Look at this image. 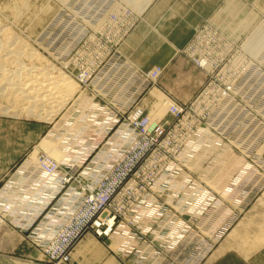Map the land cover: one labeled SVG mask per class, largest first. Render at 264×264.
I'll return each mask as SVG.
<instances>
[{
  "label": "rangeland",
  "instance_id": "374dc122",
  "mask_svg": "<svg viewBox=\"0 0 264 264\" xmlns=\"http://www.w3.org/2000/svg\"><path fill=\"white\" fill-rule=\"evenodd\" d=\"M126 1L128 2V0H70L63 4L58 0H29L27 2L30 7L26 5L27 3L24 7L21 0H0V42L4 41L3 39L6 40L5 32L12 33L11 35L17 43L16 48H20L24 52V55L20 57V61L24 62V65H29V68L35 65L37 69L53 68V75H58L64 69L65 71L62 72L73 79L77 85L75 97L69 99L66 106L64 105L57 112L59 115L57 114L52 120L46 121L23 113L17 102L9 98V90L8 94L0 96V167L3 173L0 181V193L3 190H10L9 193L12 191L14 179L19 176L17 172L25 162L35 163V158L39 159L38 163L33 165L35 168L42 167V163L39 162L43 160L51 163L50 153L39 147L41 142L49 136L50 139H54H52L53 143L56 144L64 135L76 134L71 137L72 141L77 144L74 145L76 148L70 149L71 152L65 159L67 162L61 163L63 166L60 165L62 168H59L60 174L63 175L61 177H65L63 171L66 166H71L74 173L83 172L93 156L103 148L102 145H99L107 143L115 135L120 126L116 125L118 114H124L139 107L138 109L145 110L146 114L150 116L152 105L162 95L177 104L192 108L193 113L202 105L199 109L204 108L205 112L201 116V122L207 126L204 146L197 151H188V163H190L188 164V196H178L180 202H177V205L178 203L183 205L182 210L155 214L156 222L161 223L163 227L160 229L166 231L161 237L165 244L158 242L156 245L163 250L161 251L163 254L168 255L169 260L173 257V250L169 249L167 245L176 246L180 233L188 238L184 236V240L179 243L181 246L174 256L175 261L174 259L165 261L164 257L161 255L158 257L154 252L152 257L157 256L158 262L153 260L151 264H160V262H162L161 264H193V258L183 256V254L188 249V242H194L197 237H200L199 240L204 239L207 243L213 242L208 253L199 260V264H209L219 254L227 252L235 253L246 264L247 262L256 264L260 258H264V43L259 46L260 50L256 52L257 55L255 52L251 54L248 51H250L249 48L254 39L261 37V42H264V0H144L147 6L143 0H139L140 2L137 4L141 2L143 4L139 10L137 7L135 10L133 9L135 8L134 0L129 5L124 4ZM34 12L37 13L33 15ZM56 13L57 16L49 23ZM15 14L21 17L18 18ZM41 17L43 18L40 19ZM234 19L235 21H230ZM231 22L232 24H230ZM167 46L178 51L176 56L166 65H161L158 59L151 63L156 51ZM13 48L12 50H14ZM120 50L124 56H120ZM30 51L38 55L34 58L36 60L25 56V52L30 53ZM120 57L134 59L139 67L146 68L144 70L157 68L155 74L160 77H157L155 87L150 88L151 84L147 83V88L150 89L146 90L140 98L129 101H124L123 97H119V94H123L120 84L115 87V84L111 85L113 78L109 76L104 78L103 87L107 89L111 97L101 94V98L106 101L96 100L98 97L91 94L88 99H93L91 100L93 104L98 102L111 109L114 115L112 124L114 129L106 141L102 142L103 138H98L96 145H93L88 155L78 157L76 150L83 149V145L79 146V142H85L86 139L78 136L79 132L75 124L77 121L71 119L75 118L73 109L80 93L82 81L90 76L97 78L96 75L99 71L110 69L111 63L115 64L121 61ZM40 58L43 61L40 62ZM67 64L70 67L73 65L72 67L79 72L89 67L90 70L89 73L82 75V79L77 75L78 73L71 71ZM149 64H152L153 68L147 66ZM6 65L0 63V66L7 70L6 74L2 73L3 77L8 75L9 71H16V67H13L16 64L10 63L9 65L8 62L10 67ZM134 65L137 69L142 70L136 64ZM117 69L119 70L118 78L121 79L120 71L124 67L122 65L120 69ZM112 71L117 72L114 69ZM35 72L37 76L32 75L35 76L32 78L38 80L36 77L39 76V72L37 70ZM23 76V79L25 77L27 79L26 75ZM92 78L89 81L91 83L95 82ZM40 79L41 75L38 81ZM2 82L1 79L0 84ZM211 93L212 100L209 101L207 98L209 106H206L207 102L204 98ZM221 95L223 96L220 97L222 100L219 103L217 100L215 102L214 97ZM151 96L154 97V100L147 98ZM123 102H126L127 106ZM223 102L228 107L219 109L218 106ZM14 106H18V108ZM1 110L10 111L4 113L5 111ZM19 110L20 113L22 112L21 114ZM38 112L37 110L36 113ZM43 112L42 114H45ZM165 116L168 117L167 112L163 118H166ZM230 122L231 125L228 126L227 124ZM200 125L201 123H188L190 138L197 139V128ZM65 126L69 127L65 129ZM72 126H75L76 129L74 130L75 127ZM86 138L88 139V137ZM98 147L100 149L93 153ZM161 148L163 150L160 149L157 153L166 155L168 150L164 147ZM164 167L165 170L169 169V163H164ZM138 168L139 166L134 169V172ZM240 186H242L243 192L238 196H233L234 190ZM62 190L65 189L62 188ZM62 190L53 198L51 205L49 204V207L43 211H38L35 208L37 206L29 204L28 201L24 204L25 206L17 208V210L22 208V211L15 210V213L11 215L8 212H3L2 209L14 196L8 195L5 199L0 200V230L9 225L12 230L23 235L27 246L34 253L26 264H132L131 261L118 256L114 252V244L111 241H105L108 240L105 237H98L92 228L88 229L89 233L72 251V260L69 263H61V261L50 263V257L45 254L44 244H41V239L38 240L36 232L46 223L50 208L53 209L67 193ZM27 204L29 206H26ZM224 207L229 209L228 214L232 218H225L227 225L215 230L213 228L219 222V218L215 217V214ZM122 213L125 215L122 216L124 221L131 220L138 223L134 220L137 212L122 211ZM179 214H182L184 219H180ZM157 227L156 224V229ZM146 228L142 229L146 230ZM151 229H154V226ZM259 237L261 238L259 239ZM88 240L90 243L92 242V251L83 248L82 244Z\"/></svg>",
  "mask_w": 264,
  "mask_h": 264
},
{
  "label": "bare ground",
  "instance_id": "6f19581e",
  "mask_svg": "<svg viewBox=\"0 0 264 264\" xmlns=\"http://www.w3.org/2000/svg\"><path fill=\"white\" fill-rule=\"evenodd\" d=\"M21 1L23 4L22 6H24V7H26L25 6L26 3H27L26 5L29 4L27 2L29 0H27V1L21 0ZM58 1L64 4L67 1L69 2L70 0H58ZM134 1H135L133 3V6H135V8H133L134 10L136 9V7L138 8V10L140 9V7L141 8L143 7L142 2L140 4H137L140 1L139 0H134ZM132 2H133V0H128V2L126 1V3L124 2V4L129 5ZM143 3L145 4V1ZM122 4H123V2L121 3V5ZM118 6H120V5H118ZM229 6H231V5H229ZM23 8H22V10H23ZM41 8H43V7L41 6ZM144 9H146V8H144ZM114 11H116V10H114ZM140 11H139V13H140ZM37 12H34L33 15H35V13H37ZM57 13L49 21V23L57 16ZM110 13H111V10H110ZM121 14H123V13H121ZM15 15H17L18 18L23 16L20 13H19V15H21V16H19L18 14H15ZM36 17H39V16H36ZM42 18L43 17H41L40 19H42ZM107 18H106V20H107ZM32 20H33V18H32ZM36 20H35V22H36ZM243 20L245 21V19H243ZM37 21H39V19ZM230 21H235V19L230 20ZM244 21H243V24H244ZM248 21H249V18H248ZM240 22L242 23V21H240ZM230 24H232V22ZM223 26H224V24H223ZM238 29H239V27H238ZM238 33H240V32H238ZM5 34L6 35H4V36L6 37V40L3 39L4 41L0 42V63L2 62V64H7V65H8V62H9V65H10V63L16 64V66L15 65L13 66V67H16V71H9L7 73L8 75H5V77H3L4 75H2V73L6 74L7 70L4 69L3 66L2 67L0 66V73H1L0 74V81H1V79L3 80V82H2L3 84L2 83L0 84V89H1L0 90V96L8 94V90H9V95H8L9 98L12 101L17 102V105L20 107L19 109L21 111H23V113H25L26 115H29V116H35L37 119H40V120L43 119L44 121L52 120L53 117L58 114L57 112H59L62 109V107L67 103V101L69 99H72L74 94L77 92L76 83L73 81V79H71L69 76H67L65 73L62 72L64 69L61 71L59 70L60 72L58 73V75H53L52 74L53 68L47 69V68L43 67L42 69H40V68L37 69L35 67V65H33L34 67H31V68L28 67L29 65L28 66L24 65V62L22 63V61H20V59H21L20 57H21V55H24V52L20 48H16L17 43H16V40H14V37H12V35H11L12 33L10 34L9 32H5ZM233 34H234V32H233ZM254 35H256V34H254ZM4 36H2V37L4 38ZM260 38H256L252 41V43H251L252 45L250 46V48H249L250 51H248V53L250 52L251 54H254V52L256 53L257 51L260 50L259 46L261 45V43H264V42H261ZM247 42H248V40H247ZM247 42H246V44H247ZM19 45H21V44H19ZM18 47H20V46H18ZM12 48L14 50H12ZM21 48L23 49V47H21ZM261 48H262V46H261ZM245 49H247V48H245ZM177 52L178 51L176 49H174L170 46L164 47V48L160 49L159 51H156V53L154 54V59L152 60L151 63H154L158 59L160 61L159 63H161V65L162 64L166 65L176 56ZM25 53H26L25 56L27 55V57L31 60L34 59L35 56L38 57V55L31 53V51H30V53L29 52H25ZM261 53H262V50H261ZM119 54H120V56H124L122 53V50H120ZM256 55H257V53H256ZM254 58H257V57H254ZM40 59L41 60L38 59L40 62L43 61L42 58H40ZM120 59H121V61H118L115 64L111 63L110 69H104L102 71H99V73L96 75L97 78H92V76H90L89 78L87 77L84 81H82V85H81L80 90H79L80 93L78 95V98L76 99L77 101L75 103V108L73 109V112H75V114H74L75 118L71 119V120H75V122L77 121V123H75V124H76L78 132H79V133L77 132L78 136L84 137V139H86L85 142H82V143L79 142V144H80L79 146L83 145V149H77L76 150L78 157H83V156H85V154L88 155L90 153V151L92 150L93 145L94 146L96 145V141L98 140V138L102 137L104 140L105 137H108L111 129H113L112 124H113V120H114V115H113V112L111 111V109L107 105L102 106L97 101H96L97 102L96 104H93V102L91 101L93 99H88V96L91 94H93L97 97H102L103 94L108 95V96L111 95L108 93L107 89L103 87L102 82H103L104 78L109 76V77L113 78V81H111L112 82L111 85L115 84L114 86L117 87L120 84L122 86L121 88H123V94H119L120 95L119 97H123L124 101H129V100H132L135 98L136 99L140 98L145 93L146 90L148 91V89H150L151 87H155L157 84V77L158 76H157V74H155V72L157 71L156 70L157 68H155L153 70H144L146 68L142 69L141 67H139V65H137V63L135 62L134 59H129V58L124 59V57H120ZM34 60H36V59H34ZM134 64H136L142 70L134 67L135 66ZM122 65H123L124 69L122 71H120L121 79H119L118 78L119 70L117 68L120 69ZM151 65L149 64L147 66L150 67ZM67 66H68V64H67ZM72 66L71 67L68 66V68L70 67L71 71L78 73L77 75H79V77H82V75H84V73H89V70H90V67H89V68L82 69L81 72H79L78 70H76ZM154 67H155V65H154ZM33 68L35 69V71L37 70L39 72V76L41 75L40 81H38L39 76L36 77V78H38V80L33 79L35 76H32V75L37 74L35 71L34 72L36 74L33 72ZM68 68H67V70H69ZM78 68H81V67H78ZM112 69L117 70V72H113ZM10 70H13V69H10ZM96 70H98V69H96ZM54 71H55V69H54ZM32 73H34V74H32ZM23 75H26L27 79H25L26 77L23 79L22 78ZM28 77H29V79H28ZM159 77H160V75H159ZM91 78L94 79L95 82H92V83L89 82L91 80ZM14 79H17V80H14ZM82 79H83V77H82ZM232 82H234V81H232ZM147 83L151 84L150 88H147ZM99 88H100V91H99ZM101 94H102V96H101ZM146 96H149V95H146ZM153 96L147 97V98L154 100ZM211 97H213L212 93L208 97H205L204 100H206V102L208 100L211 101L212 100ZM220 97H223V96L222 95L221 96H215L214 97L215 102L217 100V102L219 103V101L222 100V98H220ZM207 98H208V100H207ZM102 99L104 101H106L104 98H102ZM155 99L157 100L158 98H155ZM84 101H86V102H85V104H83L84 105L83 106L82 103ZM109 103H111V102H109ZM109 103H107V104H109ZM123 104L127 106L126 102H123ZM202 104H203V102H202ZM18 106L17 107L14 106V107L18 108ZM152 106H153L152 107V114L151 115L149 114L150 116H148L146 114L145 110L143 111V110L138 109L139 107L138 108L136 107L137 109L131 110L130 120L122 123L119 126L115 135L111 139H109V141L107 143H105V144L101 143L100 144V146L102 145V147H103V148H101V151L92 158L93 162L91 161L92 159L90 160L89 163H91V162L92 163L87 167V169H85L83 172L80 173L82 175V177L86 178V188H89L91 190H95L97 188L102 189V191H103L102 197L97 201L96 205L94 207H88L86 209H83L82 211H79V212L74 214L75 202L78 201L81 197L84 198V204L86 206H91L93 203H95V199L93 198V196H89V195H85V194L82 196V194L84 192V188H79V189H76L74 191L72 190V192H70V193H66L59 200L58 204L53 209L50 210V212L48 213L47 219H46V223L36 232L38 240L41 239L42 240L41 244H44L45 254L48 255L50 258L59 256L62 253L63 249H65L66 246H68L71 243V241L73 239H75L77 236H78L79 240L74 245V248L80 243V241L84 238V236L87 233H89V231L86 230L87 222L89 221L90 217L94 214L95 208L100 207L101 205H103L105 203V201L113 193V190L116 188V184L119 183L122 180V178L125 176V174L128 172V170H130L132 168L135 161H137L142 156V154L145 151H147L153 145V139L156 136L155 131L165 129L167 126L171 125V122L173 124L174 120L176 119V113L178 114V113H180V111H182V110L185 111L187 109V107H184L183 105L177 104V103L171 101L169 98H166V97L164 98L163 95H162V97H160V99L155 101L154 105H152ZM201 106L202 105H200L196 109L195 113L192 112V108H191V112L190 113L188 112V114H186L184 116V118L178 123L176 128L172 131V133L169 137L170 140L162 141L160 143V145L155 150L156 152L154 151L153 154L148 158L147 162H145L143 164V167L140 170V172L137 174L136 178L133 181H131V183H129L127 185V187L124 189V191L120 195H118L116 197V199L113 203L114 209L117 211H120V212H122V211H129V212L136 211L137 216L135 217L134 220L138 222V223L132 222L131 220L124 221L123 225L120 228H118L117 232L114 233L109 238V240H105V241H111L114 244V247H115V248L113 247L115 249L114 252L118 256H121V258H123V255H122L123 252H125L127 249H131V248L135 247L138 244L137 240L140 241L138 238H135V237H133L134 239L131 238V236L134 235L133 229H132V226H133L132 223H135L138 226H142L141 228L145 229L146 227H148L149 224L156 222L157 217H155V214L157 213V210H155L153 208L152 201L157 196L163 195L166 189L170 190L169 191L170 194L165 197V203H167V204H169V202L171 200L175 199L178 196L179 197L180 196H183V197L188 196V190H189L188 189V182H189L188 181V179H189V177H188V164H190V163H188V151H192V150L197 151L198 149H201L204 146V137H205L206 127H207V126H204L201 122V116L205 112L204 108L199 109ZM206 106H209L208 102H207ZM0 107H1V105H0ZM218 107H219V109H221V108L228 107V105H225V103L223 102ZM15 108L13 109V111L15 110ZM16 110H18V109H16ZM20 110H19V113H20ZM37 110L39 111L38 113H36ZM1 111L4 112L5 110L4 111L1 110ZM6 111L9 112L10 110L9 111L6 110ZM6 111L4 113H6ZM41 111L42 112L44 111L43 113H45L46 115L42 114ZM166 112L168 113V117L165 116L166 118H163V116H164V114H166ZM222 112H224V111H222ZM228 117H229V115H228ZM69 120H70V118H69ZM68 122H70V121H68ZM188 123H201L200 127L197 128V139H193V138H190L188 136ZM75 124L73 123V125H75ZM116 125H118V123H116ZM227 125L230 126L231 122ZM67 127H69V126H67ZM67 127L65 126V129ZM72 127H75V126H72ZM73 129L75 130L76 127ZM68 131H70V129ZM229 131H230V129H229ZM207 132H208V129H207ZM75 135H76L75 133L74 134L70 133L68 135H64L59 140V142H56V144L53 143L54 139L53 138H52L53 140L50 139V136L41 142L39 147L42 150L47 151V153H50L51 156L50 155L49 156L51 158V163L47 162L46 160H43L42 162H39L40 164L42 163V167L35 168L33 165L35 163H38V161H39V159L35 158V163L27 161L23 164V166L17 172V174L19 176L14 179V186H12V188H11L12 191L9 193L10 190L9 191L3 190L0 193V200L5 199L8 195L14 196V197L10 198V201H8L7 205H4V208L2 209L3 212H5V213L8 212L11 215L13 213H15V210L20 212V210L22 208L18 209V210H17V208L25 206L24 204L28 201H29V204L36 205L37 207H35V208H37L38 211H43L48 207V205L51 203L53 198L62 190V188L64 189L63 179L65 177H61L63 175L60 174L59 168L60 167L62 168V166H63L62 164L67 162V160H65V159L70 154V152H71L70 149L72 150L73 147H75L74 145H77L71 139V137L75 136ZM86 137H88V139L90 141ZM80 139H82V138H80ZM77 143H78V141H77ZM161 147H164L168 150V153L166 155H160L157 153L158 150L162 149ZM203 150H205V149H203ZM170 157H173V160L169 161L170 162V164H169L170 168L169 169L166 168L167 170H165L164 169L165 168L164 162L168 161ZM189 162H190V160H189ZM31 164H32V166H31ZM53 164H55V166H53ZM165 164H167V163H165ZM198 164H200V163H198ZM60 165H62V166H60ZM182 168L185 171L182 170ZM61 173H62V170H61ZM63 173H64V171H63ZM158 173H161V174H158ZM156 174H158L157 177H155ZM205 175H207L206 172H205ZM104 176H105V179L102 182V187H99L97 185V181L100 180L101 178H103ZM193 183H192V185H193ZM140 185L143 187H149V190H144V192H143L144 197H140V194L142 193V191L139 189ZM218 185H220V184H218ZM189 186H190V184H189ZM217 189H215L216 192H217ZM15 190H17V192L14 193ZM192 190H194V189H192ZM241 192H243L242 186H240L239 188L234 190L233 196H235V195L238 196V194ZM15 197H16V199H14ZM133 197L139 199V202H133ZM181 200H183V199H181ZM184 204H185V202H184ZM26 206H29V205L27 204ZM182 206L180 203H178V205L176 204V209L173 208V210H177V211L180 209L182 210ZM192 206H194V205H192ZM220 210L223 212L218 211L216 214L214 213L215 217L219 218V222L213 228L215 230H216V228H223L224 226H226L227 225V222H226L227 219L225 220V218L230 217L229 216L230 214H228L229 209L224 207V208H221ZM168 211H172V210H168ZM187 212H188V210H187ZM226 212H227V214H226ZM231 218L232 217H230L229 219H231ZM175 222H177V221H175ZM144 223H146V224H144ZM168 223L170 224V222H168ZM211 232L214 233L215 231H211ZM165 233H166V231H165ZM146 234L147 233H145V235ZM185 237H187V236L185 235ZM199 238L200 237H197L196 239H194V242H188L189 243L187 246L188 249L186 251L184 250L185 254H183V256H189V258H193V260H194L193 264H197L199 262V260L202 257H204V255H206L208 253V249L211 248L212 243H213V242L207 243V242H205L204 239L199 240ZM260 238L261 237H259V239ZM135 239H137V240H135ZM91 243L89 242V240L85 241L82 244L84 250L92 251V249H91L92 244ZM139 245H140L139 249L141 251L137 255V261H139L141 259H147V261H148V259H150V257H152L154 255L155 251L150 253V254L146 253V251L148 250V247H147L145 240L143 242H141ZM196 245L199 247H197ZM253 245H254V243H253ZM111 247H112V245H111ZM74 248L72 251H74ZM72 251L70 252L69 260L67 262L61 261V263H69L72 260V254H73ZM174 261H175V259H174ZM156 262H158V261H156ZM161 263L162 262H160V264Z\"/></svg>",
  "mask_w": 264,
  "mask_h": 264
},
{
  "label": "built area",
  "instance_id": "2783aa9c",
  "mask_svg": "<svg viewBox=\"0 0 264 264\" xmlns=\"http://www.w3.org/2000/svg\"><path fill=\"white\" fill-rule=\"evenodd\" d=\"M96 100H103V99L101 97H98ZM190 110H191V108L187 107V109L185 111L182 110V111H180V113H178V114L176 113V119L174 120L172 125L167 126L163 130H156L155 131L156 136L153 139V145L147 151H145L137 161H135L132 168L130 170H128V172L125 174V176L122 178V180L116 184V188L113 190V193L105 201V203L103 205H101L100 207L95 208L94 214L90 217L89 221L87 222L86 230L92 228L93 230H95L98 237H105L108 240L114 233L117 232L118 228H120L123 225L124 220H123L122 216H125V215H124V213L114 209L113 203H114L116 197L118 195H120L124 191V189L127 187V185L129 183H131V181H133L136 178L137 174L141 170L142 165L145 162H147L148 158L153 154V152L157 149V147L160 145V143L162 141H167L169 139L172 131L176 128L178 123L184 118V116L186 114H188V112ZM130 112H131V110L124 113V114H118L117 123L119 125H121L122 123L130 120ZM113 129H111V131L109 132V135ZM106 140H107V137H105L102 142H104ZM99 149L100 148L98 147L96 150L93 151V153H96ZM172 160H173V157H170L169 160L164 162V163L170 164L169 161H172ZM91 161L93 162V159ZM91 163H89L88 166ZM138 166H139L138 170L136 172H134V169H136ZM182 170H184V169L182 168ZM64 173H65V178L63 179V183H64V189L65 190H62V192L70 193V192H72V190L74 191V190L79 189V188H84V192H83L82 196L85 194V195L93 196V198L95 199V203H93L91 206H86L84 204V198L81 197L78 201L75 202L74 214L79 212V211H82L83 209H86L88 207H94L96 205L97 201L102 197V194H103L102 189L97 188L95 190H91L89 188H86V178L82 177V175L80 174L81 172H79V171L77 173H74L71 166H66L64 168ZM104 179H105V176L97 181V185L99 187H102V182ZM139 189L142 191V193L140 194V197H144L143 192H144V190H149V187H143L140 185ZM169 191L170 190L166 189L163 195L157 196L152 201L153 208L155 210H157V213L159 215L164 214L168 210H173V208L176 209V204L179 201V197L171 200L169 202V204L165 203V197L170 194ZM133 202H139V199L133 197ZM51 209H52V207L50 208V210ZM134 212H136V211H134ZM180 215H181V217H180ZM179 218L184 219L182 214H179ZM156 224L158 225L157 229H156ZM132 225H133L132 229H133L134 235L131 236V238L134 239L133 237H135V238H138L140 241L135 239V240H137L138 244L135 247H133L131 249H127L125 252L122 253L123 258L125 260L127 259V260L131 261L132 264H151L153 262V260L158 261V257L160 255L162 257H164L165 261H170V260L174 259L175 254L177 253V251L179 250V248L181 246V244H179V243L184 239V236H185L183 233H180L178 236V245H176L174 247H170L169 245L166 244L169 249L173 250V252H172L173 257H172V259L169 260L168 255L165 253L163 254L161 252L163 250L159 249L156 245V243H158V242L161 244H165L161 240V237L165 234V232L161 230L163 228L161 223L154 222L153 224H149L148 227L146 228V230L142 229L141 228L142 226H138L135 223H132ZM152 226H154V229H151ZM145 233H150V234L145 235ZM34 234H35V232H34ZM78 240L79 239L77 236L75 239H73L71 241V243L68 246H66L65 249H63L62 253L59 256L50 258V261H51L50 263H53L56 261L57 262L58 261L67 262L69 260L70 252L73 250L74 245L77 243ZM144 240H145L147 247H148V250L146 251V253L150 254V253L155 251L157 256H158V257L156 256V257H152V258L148 259L149 262L145 261L147 259H141V260L137 261V255L141 251L139 249V246H140L139 244L141 242H143Z\"/></svg>",
  "mask_w": 264,
  "mask_h": 264
},
{
  "label": "crops",
  "instance_id": "0c3cea01",
  "mask_svg": "<svg viewBox=\"0 0 264 264\" xmlns=\"http://www.w3.org/2000/svg\"><path fill=\"white\" fill-rule=\"evenodd\" d=\"M2 174L0 167V181ZM33 254L22 234L12 230L9 225L0 230V264H26L33 257ZM241 260V257L235 253L227 252L219 254L209 264H246ZM257 262L256 264H264V258H260Z\"/></svg>",
  "mask_w": 264,
  "mask_h": 264
}]
</instances>
